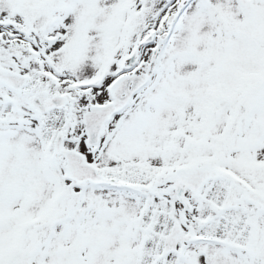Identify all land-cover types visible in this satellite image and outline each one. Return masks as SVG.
<instances>
[{
	"label": "snow or ice",
	"instance_id": "6c2138e0",
	"mask_svg": "<svg viewBox=\"0 0 264 264\" xmlns=\"http://www.w3.org/2000/svg\"><path fill=\"white\" fill-rule=\"evenodd\" d=\"M0 264H264V0H0Z\"/></svg>",
	"mask_w": 264,
	"mask_h": 264
}]
</instances>
